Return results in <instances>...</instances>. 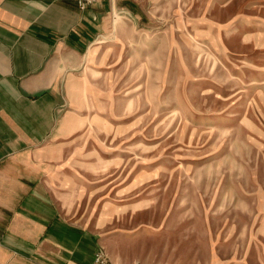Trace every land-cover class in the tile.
I'll return each instance as SVG.
<instances>
[{
  "label": "rangeland",
  "instance_id": "rangeland-1",
  "mask_svg": "<svg viewBox=\"0 0 264 264\" xmlns=\"http://www.w3.org/2000/svg\"><path fill=\"white\" fill-rule=\"evenodd\" d=\"M66 71L40 160L112 264H264V0H116Z\"/></svg>",
  "mask_w": 264,
  "mask_h": 264
},
{
  "label": "crops",
  "instance_id": "crops-1",
  "mask_svg": "<svg viewBox=\"0 0 264 264\" xmlns=\"http://www.w3.org/2000/svg\"><path fill=\"white\" fill-rule=\"evenodd\" d=\"M115 4L0 0V264H93L104 249L63 213L39 147L70 113L66 70L95 45Z\"/></svg>",
  "mask_w": 264,
  "mask_h": 264
},
{
  "label": "built area",
  "instance_id": "built-area-1",
  "mask_svg": "<svg viewBox=\"0 0 264 264\" xmlns=\"http://www.w3.org/2000/svg\"><path fill=\"white\" fill-rule=\"evenodd\" d=\"M74 1L76 2L80 10H86L97 2V0H74ZM93 264H112V263L106 251L103 248H101L95 254Z\"/></svg>",
  "mask_w": 264,
  "mask_h": 264
}]
</instances>
